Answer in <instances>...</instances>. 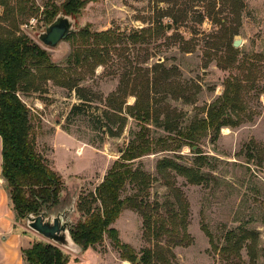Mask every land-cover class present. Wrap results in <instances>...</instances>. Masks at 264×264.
<instances>
[{
	"label": "rangeland",
	"instance_id": "374dc122",
	"mask_svg": "<svg viewBox=\"0 0 264 264\" xmlns=\"http://www.w3.org/2000/svg\"><path fill=\"white\" fill-rule=\"evenodd\" d=\"M63 1L29 0V4L35 3L40 9L30 18L15 12L19 25L15 31L45 48L53 62L66 65L74 43L65 39L52 47L40 38L49 25L43 16L44 8ZM211 1L88 0L82 12L73 17L77 30L88 26L92 31H114L116 42L109 45L106 63L95 72L89 67L78 70L84 74L79 83L81 91L58 86L50 80L42 82L37 90L19 92L32 112L36 149L63 180L59 204L51 209L53 214L64 209L71 222L83 219L84 215L77 211L78 202L95 191L122 150L145 126L149 127L147 135L154 141L175 136L156 125L155 114L164 118L166 113L162 111L166 110L172 116L180 115L177 120L185 127L206 115L204 106L222 95L227 80H242L244 105L253 120L236 127H223L218 138L211 134L200 142L199 148L206 158L201 170L208 182L193 185L173 172L176 185L189 202L188 231L193 239L189 246H176L173 250L180 264H223L221 255L212 249L203 224L220 244L226 231L240 224L257 229L264 246V0H242L240 21L233 18L228 7L220 15L230 16L229 26L237 31L233 36V40L240 41L236 55L225 51L230 30L225 31L207 17ZM218 7L219 4L216 10ZM3 12L1 5L0 16ZM172 14L180 18L178 23ZM201 14L205 15L203 21ZM0 24L13 28L10 22L0 21ZM136 34L138 39L134 40ZM158 63L170 71L175 86L180 83L189 88L183 98L158 93L155 107L158 110H154L149 122L131 116L126 109L136 101L133 95L124 96L126 104L122 113L108 108L107 97L118 88L123 73L137 72L140 67L152 69ZM164 87L165 81H159L158 88L164 90ZM81 94L87 100L81 99ZM76 105L79 110L73 111ZM124 117L127 121L120 132ZM196 155L191 147L184 146L176 152L160 151L135 160L134 167L141 166L153 176L147 199L164 201L170 196L157 173L158 159L173 157L192 166L197 163ZM134 192L136 187L128 182L121 197ZM17 222L28 229V247L35 231L27 226L26 219ZM112 226L117 228L120 239L137 252L149 245L143 238V218L137 211L124 209ZM35 236V242H52L37 232ZM61 248L69 257L68 264H132L120 258V251L108 233L86 250ZM243 257L249 261L245 250ZM258 264H264V260Z\"/></svg>",
	"mask_w": 264,
	"mask_h": 264
},
{
	"label": "trees",
	"instance_id": "16d2710c",
	"mask_svg": "<svg viewBox=\"0 0 264 264\" xmlns=\"http://www.w3.org/2000/svg\"><path fill=\"white\" fill-rule=\"evenodd\" d=\"M87 3L88 0H64L60 5L44 8L43 16L48 24L60 13L77 17ZM217 4L219 7L216 10ZM0 5L4 7L0 21L13 25L10 28L9 25L0 24L2 174L8 186L16 220L19 221L26 219L29 214L37 215L45 209L51 212L59 204V195L63 189L61 176L46 163L36 149L32 137V112L19 92L37 90L42 82L50 80L58 86L81 91L79 83L84 79V74L78 70L89 67L95 72L99 65L106 63L110 56L109 45L116 40L113 30L92 31L88 26L82 27L67 38L74 43V50L67 58L66 65L57 64L51 60L45 48L27 35L15 31L19 28L15 12L30 18L40 8L35 3L29 4V0H0ZM227 7L233 18L240 21L242 0H212L207 8V17L225 31L230 30L231 38L226 43L225 51L236 55L239 48L233 46V36L237 31L231 30L229 26L230 16H220ZM172 18L176 23L180 21L174 14ZM203 18L205 15L201 14L200 21ZM164 28L161 26V29ZM133 39H138L137 34ZM75 73L79 76L75 77ZM171 77L170 71L163 68L161 63L152 69L140 67L137 72L123 73L120 85L107 97V106L111 111L122 113L126 104L124 96L133 95L136 101L126 106V109L131 116L142 122H149L152 115L154 116V110H158L155 109L159 102L158 93L171 94L180 99L189 90L180 83L175 86ZM159 81H165L164 90L158 88ZM80 98L87 100L83 94ZM244 104L243 81L229 79L222 95L204 106L206 115L195 118L185 127L177 120L180 115L172 116L166 110L162 111L166 113L164 118H160L159 113L155 114L156 125L176 135L154 141L147 135L149 127L146 126L135 134L95 191L78 202L77 211L84 218L71 223L74 241L86 250L101 242L108 233L120 251L122 260H128L132 264H180L174 247L189 246L193 239L188 231L189 202L181 188L176 185L173 172L185 177L193 185L208 182L206 174L201 170L206 158L199 144L211 134L214 139L218 138L223 127H236L253 120V115L246 110ZM75 110H79L78 105L74 106L73 111ZM123 119L120 132L127 121L126 117ZM184 146L191 147L192 152L197 154L196 165L189 166L168 156L158 159L157 173L168 187L170 196L164 201L148 200L153 176L141 166L134 167L133 163L145 155L160 151L176 152ZM194 146L197 148L194 149ZM128 182L136 187V192L122 198L121 193ZM124 209L135 210L143 218V238L149 245L140 252L131 244L123 242L117 228L112 226ZM203 229L210 237L212 249L224 260L223 264H258L261 259L264 260V246L261 245L260 232L257 229L240 224L237 228L226 231L222 244L216 241L205 224ZM244 250L249 261L243 257ZM24 257L27 264L69 263L68 255L53 242H34L30 248L24 250Z\"/></svg>",
	"mask_w": 264,
	"mask_h": 264
},
{
	"label": "water",
	"instance_id": "95a60500",
	"mask_svg": "<svg viewBox=\"0 0 264 264\" xmlns=\"http://www.w3.org/2000/svg\"><path fill=\"white\" fill-rule=\"evenodd\" d=\"M74 20L72 16L60 13L55 20L47 26L45 32L40 35L41 40L49 46H57L59 42L67 39L69 35L78 31L74 28ZM239 45V40L236 39L233 41L234 47H239ZM193 148L196 149L197 146ZM64 215H66V212H58V214L55 215L48 214V212L44 210L38 215L29 214L26 217V223L30 229L60 247L79 252L83 248L74 241L71 235V220L69 218L64 219Z\"/></svg>",
	"mask_w": 264,
	"mask_h": 264
},
{
	"label": "crops",
	"instance_id": "0c3cea01",
	"mask_svg": "<svg viewBox=\"0 0 264 264\" xmlns=\"http://www.w3.org/2000/svg\"><path fill=\"white\" fill-rule=\"evenodd\" d=\"M2 149L0 136V264H27L24 250L32 246L36 236L35 232L31 231L33 233L32 241L27 247L28 229L16 220L8 186L2 174Z\"/></svg>",
	"mask_w": 264,
	"mask_h": 264
},
{
	"label": "flooded vegetation",
	"instance_id": "af4514ba",
	"mask_svg": "<svg viewBox=\"0 0 264 264\" xmlns=\"http://www.w3.org/2000/svg\"><path fill=\"white\" fill-rule=\"evenodd\" d=\"M46 210V209H45ZM47 212H48V214L50 213V214H53L52 212H49L48 210H46ZM59 212H66V215H64V219H67L68 218V216H67V210H62V211H59ZM56 214H58V212L56 213ZM38 215V214H37ZM72 223V222H71Z\"/></svg>",
	"mask_w": 264,
	"mask_h": 264
}]
</instances>
